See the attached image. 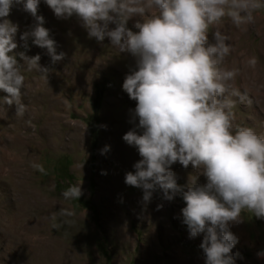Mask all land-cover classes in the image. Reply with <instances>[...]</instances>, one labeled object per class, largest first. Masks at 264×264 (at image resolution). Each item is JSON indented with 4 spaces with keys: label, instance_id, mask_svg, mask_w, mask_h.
Returning <instances> with one entry per match:
<instances>
[{
    "label": "rangeland",
    "instance_id": "obj_1",
    "mask_svg": "<svg viewBox=\"0 0 264 264\" xmlns=\"http://www.w3.org/2000/svg\"><path fill=\"white\" fill-rule=\"evenodd\" d=\"M38 15L57 42V52L66 56L53 64L47 50L31 38L25 50L20 34L35 24V18L22 4H14L8 18L19 25L15 51L39 54V63L49 71L46 76L22 68V99L27 105L23 117L3 103L0 91V264H205L199 247L203 234L189 238L182 223V198L166 201L157 190L145 207L142 190L124 182L125 173L134 171L133 164L140 159L122 139L134 126L130 110L136 101L122 84L135 67V58L111 46L108 38L103 42L89 38L75 16L58 19L44 0ZM133 23L130 20L128 26ZM214 30L231 36L233 51L226 65L242 69L233 87L241 94L247 89L244 102L231 97L233 123L264 134V10L246 30L236 28L227 17L210 27V39ZM241 53L256 57L255 70L242 66ZM89 124L96 127L94 141ZM106 145L110 151L101 155ZM33 162L42 164L47 174L33 169ZM171 167L179 185H186L189 178L206 183L191 165L185 169L177 162ZM77 184H82V198L94 216L89 208H75L63 197ZM61 209L74 215L61 216ZM53 223L61 227L53 228ZM230 229L238 237L232 250L235 264H264V257L257 256L264 251V219L244 211L241 222L231 223Z\"/></svg>",
    "mask_w": 264,
    "mask_h": 264
},
{
    "label": "clouds",
    "instance_id": "obj_2",
    "mask_svg": "<svg viewBox=\"0 0 264 264\" xmlns=\"http://www.w3.org/2000/svg\"><path fill=\"white\" fill-rule=\"evenodd\" d=\"M44 2L58 19L75 16L89 38L97 42L108 38L111 46L135 58V67L122 84L136 101L130 110L134 126L122 139L137 150L140 159L133 164L134 171L125 173V184L142 190L145 207L157 190L166 201L179 195L185 205L182 223L189 238L203 234L199 247L205 264H235L232 250L238 237L230 224L241 222L244 211L264 219V134L250 126L234 125L235 101L231 97L238 96L241 102L248 99L247 89L241 94L233 87L242 69L226 65L233 51L231 36L214 30L210 39L209 29L227 17L236 28L246 30L264 10V0ZM39 3L0 0V91L3 103L14 106L17 117L27 111L22 99V68L46 76L49 69L39 63V54L15 51L19 25L8 18L14 4H22L35 18V24L20 34L24 49L31 38L34 45L47 50L53 64L66 56L57 52V42L44 26V17L38 15ZM130 20H134L133 27L128 26ZM241 55L242 66L255 70L256 57ZM109 151L106 145L100 153ZM177 162L185 169L191 165L206 177V183L189 178L186 185H179L171 167ZM31 167L47 174L40 163L33 162ZM101 174L107 173L102 170ZM62 195L66 200H79L84 195L82 184L68 187ZM162 207L157 205V210ZM60 215L72 217L74 212L61 209ZM51 218L55 221L56 214ZM52 227L61 225L53 223ZM257 256L264 257V251Z\"/></svg>",
    "mask_w": 264,
    "mask_h": 264
},
{
    "label": "trees",
    "instance_id": "obj_3",
    "mask_svg": "<svg viewBox=\"0 0 264 264\" xmlns=\"http://www.w3.org/2000/svg\"><path fill=\"white\" fill-rule=\"evenodd\" d=\"M89 133L91 135L92 140L94 141L95 137H96V127L93 124H89L88 127ZM91 183V181H90ZM72 205L75 208H80V207H87L92 211V216H94V212L91 209V205L89 202H87L86 200H84L82 197H80V199H71Z\"/></svg>",
    "mask_w": 264,
    "mask_h": 264
}]
</instances>
